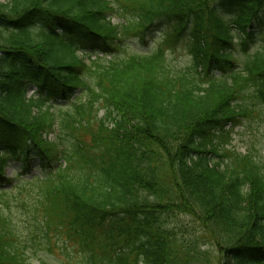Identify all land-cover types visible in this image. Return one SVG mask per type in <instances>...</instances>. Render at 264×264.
<instances>
[{"label":"trees","instance_id":"16d2710c","mask_svg":"<svg viewBox=\"0 0 264 264\" xmlns=\"http://www.w3.org/2000/svg\"><path fill=\"white\" fill-rule=\"evenodd\" d=\"M263 15L264 0H0V264L41 246H71L68 264H264V157L228 146L264 119V31L248 48ZM165 20L154 51L122 49Z\"/></svg>","mask_w":264,"mask_h":264},{"label":"rangeland","instance_id":"374dc122","mask_svg":"<svg viewBox=\"0 0 264 264\" xmlns=\"http://www.w3.org/2000/svg\"><path fill=\"white\" fill-rule=\"evenodd\" d=\"M219 13L223 15L226 18H230L233 12V6L229 7L225 4H220L219 7ZM113 22H118L120 20L116 18H112ZM40 25V24H38ZM170 25L169 21H158L155 22L153 26H151L148 31L142 36H132V38L125 39V43L123 45V48L127 53L133 54V53H151L152 51L157 48V46L163 41V37L165 36L168 26ZM256 25V34L254 38L253 44H249V52H254L257 48L258 41L260 39V32L264 31V15L260 18V21H257L255 23ZM88 45V44H87ZM87 45L80 50V53H89L91 51L92 59L95 55H102V50L94 48L90 49ZM235 53H240L241 48L235 46ZM116 53V52H115ZM122 52L116 53V55H122ZM110 55V54H109ZM107 59L110 57L106 56ZM169 61L172 62L174 65H185L188 62V57L186 53L180 49H177L175 52H171L168 57ZM215 74H219L218 69L213 70ZM28 96L31 95L32 92L35 91V88L28 89ZM74 97V96H73ZM72 97V98H73ZM64 104L61 103V107H65ZM102 114V112H100ZM226 129H229V126L226 127ZM80 136L84 138H88L87 135H83L82 131L79 132ZM232 137V141L228 146L234 150L244 152L245 150L249 148H255L258 154H261L264 157V119L262 120L259 116L255 117L252 120L244 121L240 124H237L230 135ZM48 138L52 139L53 134H50ZM64 137L62 136L61 139ZM20 163L17 161L16 163L9 164L5 167V174L8 177H14L16 174L20 173L19 168ZM38 166V160L37 158H34L31 160L30 170L28 173V176H32L34 174L39 175L41 174L42 170ZM27 176V177H28ZM15 208H12V213L15 224L18 227V230H28L29 222L31 218L29 219V213L28 210H22V212H19L16 214L14 211ZM56 238L53 237L51 239V245L53 246V243L55 242ZM60 243V242H59ZM37 252V257H33L32 264H38L41 262V264H68L70 261L75 262V260L78 258L77 255L74 254V250L71 246L68 247H53L52 251H46L45 248L42 246Z\"/></svg>","mask_w":264,"mask_h":264}]
</instances>
